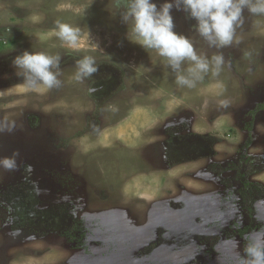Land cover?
<instances>
[{"label":"rangeland","instance_id":"374dc122","mask_svg":"<svg viewBox=\"0 0 264 264\" xmlns=\"http://www.w3.org/2000/svg\"><path fill=\"white\" fill-rule=\"evenodd\" d=\"M124 12L0 0V160L13 161L0 163V264H247L264 239V110L249 114L264 100V15L245 9L219 48L174 6V31L209 64L193 75L138 43ZM25 52L51 57L58 84L25 80ZM239 171L262 186L254 202Z\"/></svg>","mask_w":264,"mask_h":264},{"label":"clouds","instance_id":"9594fccd","mask_svg":"<svg viewBox=\"0 0 264 264\" xmlns=\"http://www.w3.org/2000/svg\"><path fill=\"white\" fill-rule=\"evenodd\" d=\"M125 8L123 19L131 20V31L137 37L136 41L145 48L158 49L161 56L169 60L173 68H179L182 61H192L188 72L195 75L209 69L206 58L197 55L191 40L185 35L174 31L172 10L181 8L196 21L195 31L203 37L209 45L224 47L233 42L236 28L243 24L245 9L252 14L264 15V0H164L159 7L154 0H117ZM62 37L70 43L75 34L69 26H63ZM216 65L223 63V56L213 57ZM14 65L23 69L20 73L25 80L35 79L52 86L57 83V74L51 71L53 60L42 53L25 52L18 56ZM59 67V58L55 62ZM80 70L84 74L95 71L92 60L86 59L81 63ZM80 78V74L77 77ZM202 78V77H201ZM179 83H189L184 76L178 77ZM5 167L11 168L13 161L9 158L0 160ZM245 252L251 259L247 264H264V239H257L248 244Z\"/></svg>","mask_w":264,"mask_h":264},{"label":"trees","instance_id":"16d2710c","mask_svg":"<svg viewBox=\"0 0 264 264\" xmlns=\"http://www.w3.org/2000/svg\"><path fill=\"white\" fill-rule=\"evenodd\" d=\"M264 110V100L260 103H257L255 105V107L251 110H249V114L252 120L253 115L257 112V111H261ZM250 123V122H249ZM249 137V136H248ZM250 139H248L246 141V143H249ZM244 174L243 173H236L235 177H237L238 182L240 183V187H239V195L243 198V199H251V202H254V200L263 192L262 190V186L257 183V182H251L248 180V178L246 177H242ZM251 203L250 200L247 201V206L250 207Z\"/></svg>","mask_w":264,"mask_h":264},{"label":"flooded vegetation","instance_id":"af4514ba","mask_svg":"<svg viewBox=\"0 0 264 264\" xmlns=\"http://www.w3.org/2000/svg\"><path fill=\"white\" fill-rule=\"evenodd\" d=\"M259 103V102H258ZM251 118V117H250ZM250 181V180H249ZM252 182V181H251Z\"/></svg>","mask_w":264,"mask_h":264}]
</instances>
